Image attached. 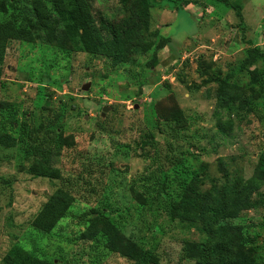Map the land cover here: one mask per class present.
Instances as JSON below:
<instances>
[{"label": "rangeland", "instance_id": "374dc122", "mask_svg": "<svg viewBox=\"0 0 264 264\" xmlns=\"http://www.w3.org/2000/svg\"><path fill=\"white\" fill-rule=\"evenodd\" d=\"M89 2L95 18L99 12L116 22L125 12L120 0ZM1 6L5 19L11 8ZM154 30L147 52L118 64L81 50L73 39L62 49L55 41H6L0 126L12 133L23 123L34 131L29 136L67 145L54 151L51 166L58 175L52 178L28 172L33 157L23 143L0 145V264H18L28 252L57 264H132L104 246L101 223L92 227V238L80 237L88 229L80 215L90 209L117 229L122 242L153 252L154 264H195L183 257L182 246L201 245L205 233L198 222L170 221L160 200L175 197L181 177L192 170L202 171L203 192L255 176L264 150V78L252 88L245 70L255 67L264 75V60L256 55L246 61L244 51H264V0H154L148 31ZM240 64L243 69L233 70ZM226 72L232 73L229 84L235 82L226 90L236 95L234 111L216 106V78ZM175 110L181 115L172 121ZM214 110L221 124L230 123L225 136L216 131ZM255 180L264 193V181ZM56 188L73 200L43 234L30 220ZM231 222L248 237L243 251L264 264V208L242 210Z\"/></svg>", "mask_w": 264, "mask_h": 264}, {"label": "trees", "instance_id": "16d2710c", "mask_svg": "<svg viewBox=\"0 0 264 264\" xmlns=\"http://www.w3.org/2000/svg\"><path fill=\"white\" fill-rule=\"evenodd\" d=\"M89 1L4 0L3 4L0 1L2 11L6 12L7 6L11 8L9 15L5 19H0V65L8 39L23 41L36 39L44 44L55 41L56 46L61 49L65 42L73 39L80 43L81 50L109 58L113 64L129 62L153 46L158 32L148 31V26L149 8L152 7L154 0H128L129 3L127 0H120L125 12L116 22L108 20L99 12L95 18ZM167 1L173 4L179 0ZM74 35L78 38L73 37ZM244 52L246 61H251L256 55L264 60V51L256 46L247 47ZM241 69L243 65L240 64L233 70ZM245 71L249 75L248 86L253 88L262 85L264 75L257 72L255 67ZM229 78H232L231 72L216 78V106L234 111L231 103L236 95L228 94L226 90L235 86V82L229 84ZM224 96H227V99L222 103ZM246 103L248 104V101ZM236 108L243 110L239 104ZM218 112L214 110L217 119L216 131L225 136L230 129V123L221 124V115ZM180 115V110H175L169 114V117L170 120L177 121ZM6 121L11 128V123L15 119L12 117ZM31 132L34 133L33 130H25L23 123L18 129H13L12 133L0 126V145L13 147L17 143H23L25 154L33 157L28 172L38 177H56L58 170L51 166L54 151L67 143L59 138L43 139L39 136H29ZM254 171V177L245 180L239 176L234 177L220 186H212L211 192H203L199 189L202 171L192 170L187 176L181 177L175 197L165 196L160 200V208L170 221L176 219L198 222L200 229L206 235L204 242L199 246H182L184 258L195 259V264H256L254 257L243 251V246L249 240L240 233L242 226L231 222L242 210L264 208V193L257 191L258 183L255 180L264 181V150L257 155ZM162 189L164 186H159L157 192ZM253 193L254 199L251 198ZM72 200L73 196L68 191L56 188L33 215L30 226L43 234L50 232L56 222L66 215ZM80 216L88 222V229L80 234L81 238H92L94 235L92 227L101 223L104 229V246L108 250L132 259V264L157 262L155 254L149 249H141L133 242H122L117 229L98 211L90 209L83 211ZM24 256L23 260L18 259V264H57L29 252Z\"/></svg>", "mask_w": 264, "mask_h": 264}]
</instances>
